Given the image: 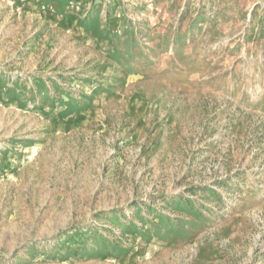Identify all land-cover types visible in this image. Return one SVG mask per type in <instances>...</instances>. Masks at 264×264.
<instances>
[{
    "label": "rangeland",
    "instance_id": "obj_1",
    "mask_svg": "<svg viewBox=\"0 0 264 264\" xmlns=\"http://www.w3.org/2000/svg\"><path fill=\"white\" fill-rule=\"evenodd\" d=\"M0 264H264V0H0Z\"/></svg>",
    "mask_w": 264,
    "mask_h": 264
}]
</instances>
